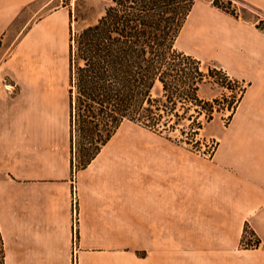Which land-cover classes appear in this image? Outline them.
<instances>
[{"label":"crops","instance_id":"1","mask_svg":"<svg viewBox=\"0 0 264 264\" xmlns=\"http://www.w3.org/2000/svg\"><path fill=\"white\" fill-rule=\"evenodd\" d=\"M41 1L0 0V228L6 264H129L128 216L124 207L114 208L111 183L89 174L94 163L76 173L71 9L59 6L44 15L50 1ZM213 1L197 0L176 46L222 68L247 90L221 132L213 157L216 179L204 194L216 205L213 219L232 214L241 221L240 238L247 225L260 241L250 249L230 245L217 264H264V30L258 27L264 0H240L255 10L249 18Z\"/></svg>","mask_w":264,"mask_h":264},{"label":"trees","instance_id":"2","mask_svg":"<svg viewBox=\"0 0 264 264\" xmlns=\"http://www.w3.org/2000/svg\"><path fill=\"white\" fill-rule=\"evenodd\" d=\"M233 1L214 0L213 4L239 17ZM196 2L110 0L98 21L80 31L73 29L71 12L72 141L74 153L78 146L84 165L126 121L158 133L180 129L182 135L196 137L224 104V96L209 101L200 95L211 77L219 86L237 92L226 105L232 118L247 86L216 66H209L205 74L201 60L176 48ZM159 86L161 93L155 95ZM204 114L205 123L200 120ZM186 120L188 125L183 124ZM0 264H6L1 228Z\"/></svg>","mask_w":264,"mask_h":264},{"label":"rangeland","instance_id":"3","mask_svg":"<svg viewBox=\"0 0 264 264\" xmlns=\"http://www.w3.org/2000/svg\"><path fill=\"white\" fill-rule=\"evenodd\" d=\"M222 1L226 4L229 0ZM44 2H49L44 15L59 6H68L75 31L96 23L110 4V0L41 1ZM233 3L240 16H253L255 10L247 4L240 0ZM261 15L264 14L259 17ZM209 66L213 64L202 62L205 74ZM158 93H161L160 86L154 92ZM236 93L219 86L212 77L204 83L200 95L205 100L223 96L225 100L222 110L214 113L213 120L205 124L196 137L182 135L180 129L158 133L126 121L99 157L97 155L88 165H84L82 153L76 147L77 175L94 163L96 168L89 174L109 180L117 199L114 208H125L129 264H217L218 255L227 256L223 249L234 243L239 249L254 248L258 244V237L247 225L240 238L241 221L232 214L224 213V219H213L211 212L216 211V205L204 194L216 179L213 157L221 132L231 120V111L226 105ZM200 120L205 123L206 115ZM189 123L188 120L183 122ZM161 199L171 204V211L168 204L166 209L159 205ZM78 206L77 188V210Z\"/></svg>","mask_w":264,"mask_h":264},{"label":"built area","instance_id":"4","mask_svg":"<svg viewBox=\"0 0 264 264\" xmlns=\"http://www.w3.org/2000/svg\"><path fill=\"white\" fill-rule=\"evenodd\" d=\"M259 26L264 29V15H261L259 22ZM73 205H74V212L77 216V189L74 187L73 189Z\"/></svg>","mask_w":264,"mask_h":264}]
</instances>
